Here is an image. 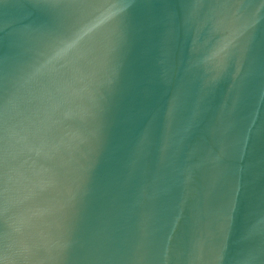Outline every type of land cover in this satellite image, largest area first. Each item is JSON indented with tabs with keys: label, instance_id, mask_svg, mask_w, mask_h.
I'll use <instances>...</instances> for the list:
<instances>
[{
	"label": "water",
	"instance_id": "95a60500",
	"mask_svg": "<svg viewBox=\"0 0 264 264\" xmlns=\"http://www.w3.org/2000/svg\"><path fill=\"white\" fill-rule=\"evenodd\" d=\"M0 264H264V0H0Z\"/></svg>",
	"mask_w": 264,
	"mask_h": 264
}]
</instances>
